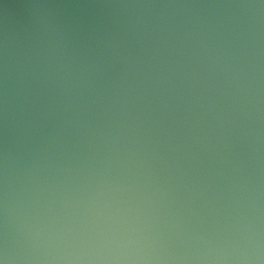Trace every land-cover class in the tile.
Returning <instances> with one entry per match:
<instances>
[{"label":"water","instance_id":"obj_1","mask_svg":"<svg viewBox=\"0 0 264 264\" xmlns=\"http://www.w3.org/2000/svg\"><path fill=\"white\" fill-rule=\"evenodd\" d=\"M0 264H264V0H0Z\"/></svg>","mask_w":264,"mask_h":264}]
</instances>
